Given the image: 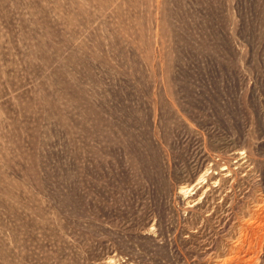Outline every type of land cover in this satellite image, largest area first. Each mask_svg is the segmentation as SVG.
<instances>
[{"label": "rangeland", "instance_id": "obj_1", "mask_svg": "<svg viewBox=\"0 0 264 264\" xmlns=\"http://www.w3.org/2000/svg\"><path fill=\"white\" fill-rule=\"evenodd\" d=\"M0 264H264V0H0Z\"/></svg>", "mask_w": 264, "mask_h": 264}]
</instances>
